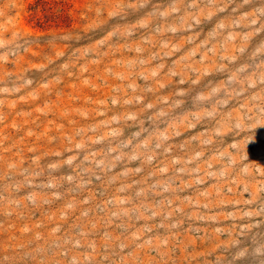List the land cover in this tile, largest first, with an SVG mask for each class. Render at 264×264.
<instances>
[{
    "label": "rangeland",
    "instance_id": "obj_1",
    "mask_svg": "<svg viewBox=\"0 0 264 264\" xmlns=\"http://www.w3.org/2000/svg\"><path fill=\"white\" fill-rule=\"evenodd\" d=\"M0 264H264V0H0Z\"/></svg>",
    "mask_w": 264,
    "mask_h": 264
}]
</instances>
